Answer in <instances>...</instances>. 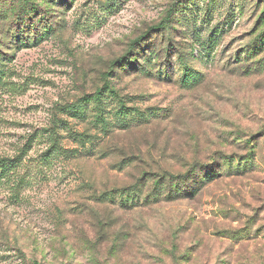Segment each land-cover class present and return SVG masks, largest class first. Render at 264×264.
Instances as JSON below:
<instances>
[{"label": "rangeland", "instance_id": "rangeland-1", "mask_svg": "<svg viewBox=\"0 0 264 264\" xmlns=\"http://www.w3.org/2000/svg\"><path fill=\"white\" fill-rule=\"evenodd\" d=\"M107 84L150 119L61 110ZM20 155L0 264H264V0H0V158Z\"/></svg>", "mask_w": 264, "mask_h": 264}, {"label": "trees", "instance_id": "trees-1", "mask_svg": "<svg viewBox=\"0 0 264 264\" xmlns=\"http://www.w3.org/2000/svg\"><path fill=\"white\" fill-rule=\"evenodd\" d=\"M12 1V0H11ZM14 1H19L23 4H27L29 0H14ZM181 9L184 11V8H188V9H193L191 8V6L189 7H185L184 5H180ZM179 10V12H180ZM174 10H171L169 12V15L171 16V14L173 13ZM164 25V24H162ZM34 27V26H32ZM164 28L163 26H152L150 28V32L153 30H158L161 28ZM20 33L24 32V30L20 29L19 30ZM147 34H143L140 38H137L132 45H136L138 42H140L143 38H145ZM157 55V52H151L150 54H148L147 57V61L146 63H151L154 59V57ZM141 71H143L144 73H148L149 69L147 68V64H144V66H142ZM195 80H197V77L193 74L189 75L186 78V82L187 83H192ZM115 92L116 89L110 84H107L104 88L99 89L97 92H95L93 95H87L86 98H83L82 100H79L77 103H73V104H68L66 106H62L61 110L68 113L70 116H74L76 119L78 120H87V119H91L92 117L94 119L97 120V118H100L101 122H105L107 124V128L106 130H111L112 127H118L120 129H131L133 126L136 125H141L144 124L146 121H148L150 119V116L148 113L143 112L140 109H134V110H130V108L122 103V99L119 98V95L116 94ZM119 103L121 105V107L118 109V111L112 113V114H105L106 110H107V103ZM93 104H98V106L96 107L95 112H91V105ZM92 116V117H91ZM92 118V119H93ZM109 124V125H108ZM109 127V128H108ZM55 135L57 136L58 133L55 131L54 132ZM78 137H75L76 141L79 142H83L86 141L84 140V136L86 134H77ZM88 135H86L87 137ZM57 143L56 141H54V143L52 144V146L48 149V153L51 152V150L56 149V151H59L60 147L56 146ZM86 143V142H85ZM83 142V145L85 146V144ZM56 147H55V146ZM54 147V148H53ZM90 152V150H88ZM54 151H52L53 153ZM71 154L73 153L74 156H77V153L80 152L79 149H72L70 150ZM52 153L49 154V156L51 157ZM46 156V155H45ZM127 158H125L126 160ZM24 160V156L20 155V156H16V157H3L0 158V179L2 177H4L5 175H7V173L13 169H17L19 166H21L22 162ZM124 160V161H125ZM167 176H171L173 179H176V176L170 173H166ZM191 174L188 175H182L179 176L178 179V183L182 186H178L179 188L177 189V192L180 193L181 196H184L185 194L189 195L191 192L195 193L197 191V188H195L193 186L192 183L188 182L189 181V176ZM207 175V174H206ZM166 180V179H165ZM165 182V181H164ZM163 184L159 186H157V188L154 190L157 193H161V194H172L173 190L171 187L166 188L165 185L167 184ZM170 182V181H169ZM190 184V185H189ZM189 185V187H188ZM192 195V194H190ZM194 195V194H193ZM35 264H40L38 262H35Z\"/></svg>", "mask_w": 264, "mask_h": 264}]
</instances>
